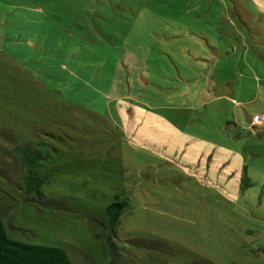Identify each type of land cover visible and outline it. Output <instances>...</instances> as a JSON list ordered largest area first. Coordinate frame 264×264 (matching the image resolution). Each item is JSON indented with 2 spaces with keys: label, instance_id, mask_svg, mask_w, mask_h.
<instances>
[{
  "label": "rangeland",
  "instance_id": "obj_1",
  "mask_svg": "<svg viewBox=\"0 0 264 264\" xmlns=\"http://www.w3.org/2000/svg\"><path fill=\"white\" fill-rule=\"evenodd\" d=\"M26 143L49 176L41 200L0 176L11 237L92 264L118 197L128 264H264V0H0L16 180Z\"/></svg>",
  "mask_w": 264,
  "mask_h": 264
},
{
  "label": "trees",
  "instance_id": "obj_2",
  "mask_svg": "<svg viewBox=\"0 0 264 264\" xmlns=\"http://www.w3.org/2000/svg\"><path fill=\"white\" fill-rule=\"evenodd\" d=\"M11 154L18 160L22 169V176L21 180H16L17 175H14L16 168L11 170L8 163H4L5 161L3 162L1 159L0 164L5 165V167H0V176L6 178L2 179L4 186H9L12 183L14 184L12 187L14 191L21 188L19 191L26 196L41 200L44 197L41 186L49 176L44 174L42 169V161L45 158L42 151L35 144L26 143L15 147ZM246 178L247 176L243 174L241 178L243 183H245ZM3 188L5 189V187ZM3 191L17 200L10 191L6 189ZM127 205L126 199L117 197L104 208L102 217L95 218L100 226V232L95 234L99 249L96 252V257L92 255L88 257L92 264H128L122 247L116 242V229ZM145 244L151 247L149 243ZM0 264H74V260L60 246L29 243L11 237L2 218L0 208Z\"/></svg>",
  "mask_w": 264,
  "mask_h": 264
}]
</instances>
